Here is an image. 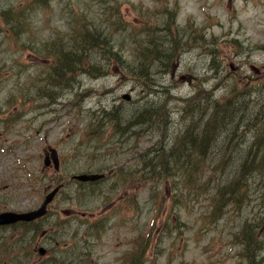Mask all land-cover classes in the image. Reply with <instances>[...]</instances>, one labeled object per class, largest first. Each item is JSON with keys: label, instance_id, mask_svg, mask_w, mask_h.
Wrapping results in <instances>:
<instances>
[{"label": "rangeland", "instance_id": "1", "mask_svg": "<svg viewBox=\"0 0 264 264\" xmlns=\"http://www.w3.org/2000/svg\"><path fill=\"white\" fill-rule=\"evenodd\" d=\"M53 3L56 18H59L66 8L69 10L80 5L93 7L90 14L97 20L100 18L104 20L109 13L115 11L116 4L120 3V11L130 24L126 25V22L123 24V31L117 35L119 40L129 37L131 31L135 36L142 38L145 34L143 26L168 25L165 23L166 17L172 20V25H178L177 32L187 41V46L182 49L185 51L174 61V65L161 69L157 78L159 81L166 78L171 83L175 79L180 81L172 88L173 95L189 96L196 88L204 87L206 90L214 88L216 96L219 97L227 96L229 90L231 93L234 92L238 84L264 85V0H108V2L55 0ZM66 17L69 18V15ZM51 30L52 24L49 28V31ZM39 33L40 30L36 35ZM44 33L45 31L42 35ZM216 39L219 46L213 43ZM126 47L131 48L130 45ZM215 48L217 50L215 64L224 65V71L219 75H216L215 67L210 66L213 54L209 50ZM129 53H132L130 49ZM33 57L34 54H31L27 59L31 64ZM41 61L43 59H38V62ZM159 67H152L151 70L155 71ZM24 72L21 77L13 75L5 87L0 88V110L5 107L9 92H17V88L14 87L25 84V87L30 89L28 96L32 100L26 104L28 127L32 126L30 118L37 111H45L47 107L45 93L33 89L34 84L27 81V76H40L41 68H28ZM12 74L13 71L6 70L4 78ZM190 76L195 79L187 80L186 78ZM205 78L208 79L204 80ZM83 81L81 85L90 89L82 88L79 93L74 91L65 100L68 102L73 98L74 105L84 101L86 108L91 106V111L98 107L99 114L103 117L102 121L107 124H113L115 116L113 111L119 109V106L123 109L126 106H135L136 101L146 93L142 91L138 94L132 86L133 81L122 74L105 78L86 75ZM2 84L0 86H3ZM142 86L147 89L144 83ZM131 89L134 96L131 103L125 101L123 97L119 99ZM258 97V101H255L262 103L261 109H264V93ZM145 100L146 98H143V102ZM106 104L112 109L104 117L106 109L101 105ZM24 105L25 103H22V106ZM179 105L177 99L170 101L175 119L172 131L181 128L178 120L180 112L177 111ZM58 114H61L64 121L72 117L70 122L76 125L74 130L66 132L63 125L58 124L59 120L47 122L42 126L40 124V133L32 132L29 127L25 136H15L18 141L28 144L10 153L0 152V207L6 204L10 209H33L42 202L40 197L42 188H51V184H57L61 180L68 182L74 188V193L70 189L64 190L58 197L61 206L55 208L54 205H50V209L55 210V213L40 220L42 229L51 228L53 230L51 235L60 244L44 241L38 245V237H28L26 241L20 242L7 234L6 241L0 239V264H37L41 258L35 249L38 250L42 245L47 248L55 247L51 253L63 250L60 252L63 264H87L88 255H78L82 249L84 251L89 249L91 264H129L133 260L140 264H244L241 261L243 255L238 254L241 249L240 236L235 235L233 238L235 230L230 226L238 223L239 217L245 215L234 211V206L230 203L225 207L224 215L214 220L212 213L214 214L216 208V200L213 199L215 182L200 186L195 191L196 184L180 178L178 180L180 189L171 187V183L168 182L167 188L162 186L163 191L160 193L159 188L141 176L138 180L127 178L126 186L122 190L107 193L101 203L89 194L84 195L86 192L84 189L75 187L73 175L83 171H95L99 167H110L119 162V159L99 150L100 153L97 154L91 152L86 133V120L83 117L81 119L77 114L74 116L68 107L62 108ZM53 115L55 113L41 116L45 120ZM88 117L91 119V116ZM11 130L10 133H22L23 121L18 122ZM106 132L107 140L103 144L110 139L108 133H111V127H108ZM153 133H160V130L150 128L146 133V136L150 137L147 143L155 140ZM134 142L135 138L125 144L126 148ZM144 144L146 142L141 144V148ZM246 144L247 142L241 138L235 141L236 150L233 156L235 160H241L239 151L244 149ZM47 146L58 149L62 160L66 155L68 162L64 169L56 171L53 166H45L43 148ZM218 146L224 149L221 143H218ZM201 171L198 175H201ZM210 178L216 180V175L212 173ZM22 179L25 183L23 190L19 187ZM227 180L228 176L223 175L217 177L216 182L226 183ZM247 183L251 200L262 193L256 189L257 183L254 178L249 177ZM166 193L167 196H164ZM179 195L182 200L176 199ZM122 198L126 203L120 202ZM253 203L257 204L258 200H254ZM189 205L194 206V209L189 208ZM64 207L74 209L73 213L65 214ZM113 208L118 212L108 217V220L98 221L99 216L114 212ZM175 210L179 213L180 220L171 217ZM81 216H85L86 222L81 221ZM55 221L56 225L52 226ZM2 232L0 231V234ZM85 244L87 247L82 248ZM260 258L258 264H264V245L259 260Z\"/></svg>", "mask_w": 264, "mask_h": 264}, {"label": "trees", "instance_id": "2", "mask_svg": "<svg viewBox=\"0 0 264 264\" xmlns=\"http://www.w3.org/2000/svg\"><path fill=\"white\" fill-rule=\"evenodd\" d=\"M53 5V0H0V84L11 77L7 76L5 79L4 71L22 68L23 56L27 51L36 52V55L45 59L41 89L50 93L67 89L79 93L84 76L97 78L112 70H121L123 75L125 73L127 78L134 80V86L143 82L147 92L142 94L135 106H126L125 109L119 106L120 110H114L113 124L98 122L96 119L97 126L93 128V122L90 132L97 131L96 138L102 144V131L107 125H112L116 141L122 142L121 147L123 142L125 146L130 139L136 138L134 133L137 136L142 134L143 137L146 133L142 132L150 127L160 130V133H154L158 136L156 142L160 144L144 148L140 154L144 174L147 172L150 176L157 175L159 181L167 175V178L177 179L179 176L195 182L199 171L205 172L208 169L216 175V180L219 176L227 175L226 183L213 180V199L216 200L213 215L216 218L224 215L225 207L230 203L233 204L234 211L245 215L239 217V222L230 228L235 230L233 238L235 235L240 236L241 249L238 254L243 255L241 261L244 264H258L264 245V191L251 200L247 180L251 177L257 184L264 185V109L252 112L242 125H235L230 114L240 100L248 104L256 103L258 96L264 93V85L238 84L234 92L229 90L227 96L219 97L214 88L206 90L204 87L196 88L191 96L173 95L172 88L180 81L175 79L171 83L166 78L163 81L157 78L159 69L172 67L174 61L185 51L182 49L187 46L182 34L177 32L178 25H172V20L166 17L165 23L168 25L143 26L144 38L135 36L131 31L129 37L119 40L117 35L123 31V24L126 22L120 11V3L116 4L115 11L109 13L104 20H97L90 15L89 7H83L73 12V16L67 20L66 10L64 17L54 16V31H46L44 35L41 31L37 36V31L30 29L31 25L35 28V16L40 12L52 15L56 9ZM48 21L46 20L44 28L49 29ZM128 24L130 22L127 21L126 25ZM213 43L219 46L217 39ZM129 45L135 50L132 53L126 47ZM209 52L213 54L211 68L215 67L216 75L223 73L224 65L215 64L216 48ZM155 66L160 67L152 71L151 68ZM186 79L193 81L195 77ZM141 88V91H146L142 84ZM25 95L22 90L16 92L10 98L11 104L26 102L28 99ZM16 96L21 99L16 100ZM143 98H146L144 102ZM172 99L180 102L177 111L180 112L178 120L181 128L178 131L171 130L175 121L170 107ZM22 113L20 111L17 116ZM107 114L105 111L104 117ZM240 138L247 144L239 151L241 160H235V141ZM91 140L94 141L93 136ZM218 143L223 145V150ZM101 155L104 156L103 153ZM210 155H213V159H210ZM125 170L126 168H122V173ZM211 181L208 178L203 185H209ZM254 200H258L255 205Z\"/></svg>", "mask_w": 264, "mask_h": 264}, {"label": "bare ground", "instance_id": "3", "mask_svg": "<svg viewBox=\"0 0 264 264\" xmlns=\"http://www.w3.org/2000/svg\"><path fill=\"white\" fill-rule=\"evenodd\" d=\"M248 104L245 101H238L234 108L231 110V117H233V123L235 125H242L246 122V119L250 116L252 112H258L261 109L262 103ZM258 105V106H257ZM213 155H210V159ZM256 189L259 191H264V185L258 183L256 184Z\"/></svg>", "mask_w": 264, "mask_h": 264}, {"label": "water", "instance_id": "4", "mask_svg": "<svg viewBox=\"0 0 264 264\" xmlns=\"http://www.w3.org/2000/svg\"><path fill=\"white\" fill-rule=\"evenodd\" d=\"M93 177H96L97 175H92ZM5 214H3L2 216H4Z\"/></svg>", "mask_w": 264, "mask_h": 264}]
</instances>
